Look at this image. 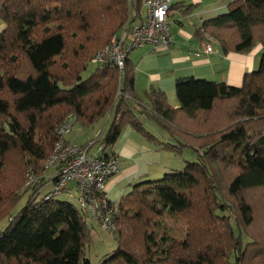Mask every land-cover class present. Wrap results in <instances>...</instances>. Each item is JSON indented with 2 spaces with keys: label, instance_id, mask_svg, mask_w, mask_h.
Masks as SVG:
<instances>
[{
  "label": "trees",
  "instance_id": "obj_1",
  "mask_svg": "<svg viewBox=\"0 0 264 264\" xmlns=\"http://www.w3.org/2000/svg\"><path fill=\"white\" fill-rule=\"evenodd\" d=\"M142 3L0 0V93L9 94H0V223L7 222L0 230V264H92L88 215L58 200L59 192L41 190L54 185L44 173L57 126L68 119L70 132L74 122L88 128L110 113L107 131L92 139L106 147L130 126L181 153L191 130L186 125L206 131L192 137L197 142L187 147L192 159L183 169L170 167L158 180L135 182L121 196L109 231L117 246L96 264H264V0H232L225 13L195 29L197 36L214 37L223 52H247L260 43L258 68L244 74L240 87L178 77L177 108L153 88L147 107L137 103L128 54L122 69L94 60L128 21L140 19ZM170 3V10L181 7L186 14L192 8L183 0ZM52 20L59 21L56 27ZM90 63L93 70L84 76ZM144 114L163 138L145 129ZM30 172L39 179L35 184L26 182ZM22 194L24 205L14 213ZM164 212L183 215L189 230L183 241L162 237L163 254L154 256L146 236L150 215Z\"/></svg>",
  "mask_w": 264,
  "mask_h": 264
},
{
  "label": "crops",
  "instance_id": "obj_2",
  "mask_svg": "<svg viewBox=\"0 0 264 264\" xmlns=\"http://www.w3.org/2000/svg\"><path fill=\"white\" fill-rule=\"evenodd\" d=\"M183 1L192 4L189 13L183 12L181 7H172L167 17L172 37L170 47L154 48L152 45L146 44L132 49L128 53L131 63L134 64L135 91L139 96L137 103L144 107L148 106L147 93L153 88L162 91L168 104L177 108L179 106L178 101L177 105L173 106L168 98L176 96L175 80L178 77H212L215 81L217 79L228 85L240 87L244 74L253 71L259 65L258 56L263 52V46L260 43H257L247 52H223L219 42L214 37L206 33L200 36L195 34L196 27L203 20L225 13L228 3L232 0ZM174 2L172 0L173 4ZM202 43H209L212 51L210 53L204 52L201 48ZM142 122L144 123L143 119ZM96 125L82 130H89ZM103 131L105 132L103 129L96 128L94 132L87 134L86 140L73 143L85 145L100 133H104ZM155 133L156 131L153 132L154 135ZM136 135L145 139L133 128L126 126L120 132L115 144L110 147L117 156L116 163L118 162L117 172L107 180L104 187V193L110 200L118 202L131 185L138 181L139 177H150L149 175L157 168L170 167V165L166 166L167 162L163 158L166 151L160 150V147L155 143L150 142L149 145H145L140 141L133 140L132 137L137 138ZM159 135L160 132L155 136L161 138ZM95 148L96 144H93L88 153H92ZM123 156L127 161L120 163Z\"/></svg>",
  "mask_w": 264,
  "mask_h": 264
},
{
  "label": "built area",
  "instance_id": "obj_3",
  "mask_svg": "<svg viewBox=\"0 0 264 264\" xmlns=\"http://www.w3.org/2000/svg\"><path fill=\"white\" fill-rule=\"evenodd\" d=\"M171 0H143V14L138 21H128L111 41L97 50L94 60L102 66L122 69L130 50L146 44L154 48H167L172 43L167 17ZM202 50L212 51L209 43H202ZM71 123L62 121L56 128L57 140L45 167L54 171L51 190L54 194L74 184L77 190L78 208L97 220L102 229H115L117 203L104 193L106 181L117 172V156L110 147L103 143H94L96 148L88 153L93 142L87 145L65 140L70 132ZM33 172L28 174L27 184L39 181ZM115 204H114V203Z\"/></svg>",
  "mask_w": 264,
  "mask_h": 264
},
{
  "label": "rangeland",
  "instance_id": "obj_4",
  "mask_svg": "<svg viewBox=\"0 0 264 264\" xmlns=\"http://www.w3.org/2000/svg\"><path fill=\"white\" fill-rule=\"evenodd\" d=\"M173 1L177 2L176 0H173ZM141 13H143L142 7H141ZM52 21H54V20H52ZM57 23H59L58 20L52 22L50 25L56 27ZM4 28H5V25L2 21V19L0 18V32H2L4 30ZM121 30L122 29H120L119 31H121ZM103 46H101V47H103ZM261 55H262V53L258 56V60L260 59ZM58 59L59 58H57V60ZM93 67H94V64L90 63L88 66V69L84 72L83 75L87 76V75L91 74ZM257 68H258V65L255 67L254 70H256ZM204 79L214 80V78H212V77L204 78ZM216 81L220 82V80H217V79H216ZM0 94L1 95L6 94V96H9V94H7V92L6 93L1 92ZM168 99L173 106L177 105L176 96H171ZM112 118H113V114L110 113L108 116L101 118L97 123H95L97 125L93 126V128H91L89 130L88 129L82 130L81 126H79L77 123L74 122L72 125V131L70 133L66 134L65 140L70 141L72 143L75 141L76 142H82L83 140H86L87 134L89 135L90 133L94 132V130L96 128L103 129L106 132L108 127H109V124L112 121ZM141 118L144 120L145 125H143V126L145 127V129L147 131H149L152 134L154 131H156V133H155L156 136L160 132L159 136L161 138H163V135L165 133H163V131L157 126V124L154 122V120L152 118H149L145 114L142 115ZM214 119H215V116L212 115L210 117V121H213ZM105 120H106V122H105ZM105 126H106V129H104ZM186 126H190L191 130L189 129V131H187L188 133L187 134L185 133L186 137L183 138L182 142H184L185 143L184 145H186L188 147V146H192L193 142H197V141H194L192 139V137L193 138H196V137L200 138L201 133L203 131L205 132L206 130L204 129V127H200V129L198 131V130H196V128H198L199 126L198 125L195 126V124H191V123L189 125H186ZM206 129L209 132L212 129V126H211V128L208 126V128H206ZM204 132H203V134H204ZM136 137L137 138L132 137V139L136 140V141H140V143L145 144V145L150 144V141L147 140L146 138L144 139L143 137L137 136V135H136ZM91 142H92V140H91ZM146 147H148V146H146ZM187 147L183 148L181 153H178V151L171 152V151H168L165 148H163V146H162V148L160 147V150H162L163 152L166 151V153L164 154V157H163L164 161L167 162L166 166L170 165V167L174 168V170L183 169V167L185 166V162H186L184 160H187V162H189L192 159L191 152H190V150L187 149ZM125 161H127L126 158L124 156L121 157L120 163L125 162ZM117 164H118V162H117ZM170 167H165V168L159 167L156 169V171H153L151 173V175H149L150 177H148V176L139 177L137 179L138 181H135V182L144 181L147 178H151L149 180H158V179L162 178L166 172H168V169ZM53 173H54V171L51 170V168H49V170L47 169L44 174L45 175L49 174V176H50ZM223 177L226 178V176H224V175H223ZM27 178H28V175H27ZM50 186H51V183H50V185H49V183H47L46 186L41 190V192L45 193L46 191L51 190ZM25 199H26V194H22V198H21L20 202L17 204V206L15 207V209L13 211L14 213H17L22 208V206L24 205ZM57 199L61 200V201H68L75 206L77 205V195H76L74 188L72 189L70 194H68L64 191L58 193ZM147 201H150V198H145V202H147ZM116 203H117V205L115 203L114 204L116 207V216H117L118 202H116ZM127 206H129V201L126 202L125 207H127ZM129 212H130V215L133 214L132 210H130ZM150 216L152 218H150V226L148 227V231H147L146 236L148 237V243L150 245V251L153 252L154 256H161L163 254V249L165 248L166 244L165 243L163 244L161 242L162 237L168 236V237L175 239L176 241L185 240V238H186L185 234H186L187 230H189V229H188V226L186 225V219L183 218L184 217L183 215L181 216L179 214H174L172 212H164L160 216H154V215H150ZM87 219H88L87 223L89 224L90 231H91L92 241H91V244L89 246V250H87L86 255L92 264H96L104 254L113 251L116 248L117 243H116V240H115L114 236L112 235V233L109 232L108 230L102 229L99 226L97 220L92 219L90 216H88ZM261 221H262V219H261ZM114 222H115V220H114ZM6 224H7L6 221H2L0 223V230H2V228H4Z\"/></svg>",
  "mask_w": 264,
  "mask_h": 264
},
{
  "label": "bare ground",
  "instance_id": "obj_5",
  "mask_svg": "<svg viewBox=\"0 0 264 264\" xmlns=\"http://www.w3.org/2000/svg\"><path fill=\"white\" fill-rule=\"evenodd\" d=\"M66 189L70 190V189H72V187L69 185V186H67V188H66Z\"/></svg>",
  "mask_w": 264,
  "mask_h": 264
}]
</instances>
